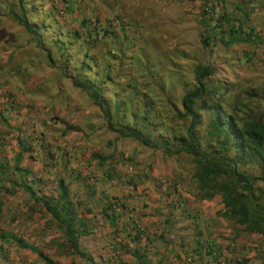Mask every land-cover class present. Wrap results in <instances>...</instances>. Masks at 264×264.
Listing matches in <instances>:
<instances>
[{
  "label": "trees",
  "instance_id": "1",
  "mask_svg": "<svg viewBox=\"0 0 264 264\" xmlns=\"http://www.w3.org/2000/svg\"><path fill=\"white\" fill-rule=\"evenodd\" d=\"M38 1L17 0V8H10L12 19L45 54L49 67L59 70L73 89L87 96L105 131L167 157H185L193 167L189 181L194 183L197 197L204 200L219 197L225 218L264 240V97L257 98L256 106L240 100L239 96L230 98L225 82L214 78V67L200 62L180 46L168 60V67L161 68L159 60L149 57L148 42L133 37L135 32L131 30L139 29L141 33L142 29L136 21L118 18L116 24L110 22L99 32L98 19L93 23L82 18L84 33L69 32L64 26L58 30L42 22L44 19L55 22L56 18L53 12L46 17L37 13ZM62 1L71 12L74 0ZM226 1L207 2L201 12L203 55L211 57L218 45L227 48L262 40L260 33L247 23L255 13L264 12V0H240L235 4L239 17L222 10L215 18L216 5ZM39 14L44 17L41 21ZM47 35L52 38L48 39ZM175 59L191 63L181 66ZM157 70L162 77L152 83ZM176 88L180 89L175 96ZM89 127L96 129L91 124ZM18 143L20 158L31 148L28 142ZM36 180L31 184L25 180L17 186L63 228L65 240L57 245L58 249L92 264L91 257L79 250L78 239L86 231L80 232L74 226L76 213L68 186L58 179L57 197H54L37 191ZM17 186L13 185L12 189L0 186V189L14 195ZM112 206L120 207L121 203L111 202L103 211H113ZM113 213L106 215L113 217ZM117 217L111 218L112 221ZM9 237L22 249L29 248L15 235L0 233L1 241ZM38 255L45 264H54L43 253Z\"/></svg>",
  "mask_w": 264,
  "mask_h": 264
},
{
  "label": "crops",
  "instance_id": "2",
  "mask_svg": "<svg viewBox=\"0 0 264 264\" xmlns=\"http://www.w3.org/2000/svg\"><path fill=\"white\" fill-rule=\"evenodd\" d=\"M118 18L129 19L123 14H113L108 23L116 24ZM7 48L11 49L0 43V59L13 55V49L10 55H3ZM3 62L6 60L0 63L3 65ZM5 75L0 76V117L8 125L0 126V184L5 187L8 183L11 188L6 189H12L13 185L25 183V180L31 184L38 179L34 185L37 191L57 197V182L62 179L74 204V226L80 232L86 231L78 239L79 250L91 257L92 264H264V240L257 234L247 233L234 220L225 218L219 197L199 199L195 188L185 190L183 183L176 180H147L143 177L136 180L132 176L125 177L126 171L124 176H117V170L121 169L115 166L117 164H111L106 158L96 162L95 155H100L88 148L85 152L86 148L78 144L74 137L76 133H82L78 126L53 118L55 113L59 117L65 113H58V107L51 109L48 106L51 101L43 96L44 93L30 92V96L39 99L26 98L22 93L10 90L7 93L10 97V93L19 96L18 100L9 99L12 105H31V100H38L35 120L31 121L40 140L33 141L32 137L20 139L18 134L31 126V122L26 121L31 110L23 108L19 120H9L7 114L13 116L12 112L16 111H10L11 106H7V110L3 108L6 107L4 90L9 88ZM19 140L28 142L31 148L20 158ZM34 144L39 146L35 151ZM91 168L95 172L103 170V173L98 171L100 177L87 180L84 176ZM19 170L28 173L24 175ZM128 170L132 172L131 167ZM15 189L16 194L23 193L18 186ZM117 200L121 206H112L113 211L106 212L109 215L115 212L114 218L119 216L113 222V217H108L103 210ZM57 231L62 232L59 241L52 235ZM0 233L15 235L29 247L22 249L10 237L5 241L0 238V264H4L7 256L1 251L10 244L29 251L27 262L17 260L13 264H37V257L42 261L38 252L54 264H91L63 250L54 259L42 251L44 241L51 248H58L57 245L65 240L63 228L58 227L44 207L0 209Z\"/></svg>",
  "mask_w": 264,
  "mask_h": 264
},
{
  "label": "rangeland",
  "instance_id": "3",
  "mask_svg": "<svg viewBox=\"0 0 264 264\" xmlns=\"http://www.w3.org/2000/svg\"><path fill=\"white\" fill-rule=\"evenodd\" d=\"M207 2L211 3L212 0H74L71 12L67 10V5L62 0H39L36 6L38 7L37 13L41 12V15L46 17L50 12H53L56 18L53 22L52 19L46 20L39 14L38 21L44 19L42 22L46 26L58 30L64 26V29L69 32L77 30L84 33L81 24L82 18L93 23L95 19H99L101 23L99 22L98 31L101 32L100 30L108 25L109 18L113 14H123L126 18L138 22L142 27L141 33H139V29L131 30V32H135L133 37L135 40L148 42L146 46V49L150 50L148 55L152 60H159L161 68L168 67V60L177 53V47L180 46L191 56H196L200 62L214 67V78L225 82L230 89L228 93L230 98L239 96L240 100L256 106L257 98L264 97V12L255 13L247 23V26L253 27L256 32L260 33L261 41L237 44L227 48L218 45L210 57L203 55L200 47L202 33L200 18L204 6L209 4ZM238 2L240 0H227L221 5H216L214 17L218 18L222 10L233 13L232 17H239L240 12L235 11V4ZM16 3L17 0H0V43L11 47V49H5L3 55H10L12 49L14 51L13 55L7 59H5L7 56L0 59V62L6 60L3 65L0 63V76L7 74L5 75L6 81L9 84V88L4 90L6 94L4 105L6 107L3 108L7 110V106H11L9 107L10 111H16L12 112L13 116L7 114L11 118L9 120H19L22 116L20 110L23 108L33 112L32 115L30 111L26 118L27 122H31V126L22 130L21 133L18 132L20 139L27 140V137H32L33 141L40 140L39 133L31 121V119L35 120V112L39 107L38 100H31V105L22 106L9 104V99L12 97L18 100L19 96L17 97L16 94L20 93L26 98L39 99L30 96L31 93L39 91L51 101L48 104L51 109L58 107V113L60 111L65 113L63 117H59V114L54 112L53 118L65 120L67 123L79 127L82 133H76L74 137L78 140L79 145L86 148L85 152H88V149L94 153L97 152L101 157L106 158L105 160L110 161L113 165L117 164L115 166L121 168L120 171L117 170V176H124L126 171L125 177L132 176L136 180H139L140 177L148 178L147 180H176L177 182L183 180L180 183H183L185 190L194 189V183L189 181L193 167L185 157H167L161 152L143 147L135 141L117 139L113 133L105 131L96 109L93 108L87 96L83 92L73 89L69 80L62 78L59 70L49 67L45 54L14 22L10 8L13 6V9H16ZM36 15L38 16V14ZM214 24V22L211 23V25ZM47 38L51 39L52 37L47 35ZM175 61L181 66H189L191 63V61L181 62L180 59H175ZM5 68L6 71L3 70ZM153 76L152 83L160 81L162 77L158 70ZM188 78L190 79V77ZM14 85L17 88H14ZM176 89H173L174 95L179 92L180 88ZM9 90L16 94L10 93L11 97L8 96ZM23 115L26 116V114ZM1 118L0 126L8 125V123L2 122ZM80 118L82 119L80 120ZM10 124L14 125L15 123ZM89 124L92 127L95 126L97 130L91 129ZM32 146L34 151L39 147L37 144ZM95 161L99 162V160ZM130 167L131 173L128 170ZM89 171L90 173L84 176L87 180L100 177L103 170L99 169L98 171L101 172H95L96 170L91 168ZM0 186H3L2 183ZM4 188H11L10 184L6 183ZM31 202L25 193L11 196L0 189V209L42 208ZM25 233L27 232L25 231ZM61 234V231L52 233L58 241ZM15 247L10 244L2 249L1 253L7 255L4 264H13L18 262L17 260L27 262L29 259L28 250H19ZM51 247L45 241L42 243V251L54 259L57 254L62 252V249ZM37 260V264L42 262L38 257Z\"/></svg>",
  "mask_w": 264,
  "mask_h": 264
}]
</instances>
